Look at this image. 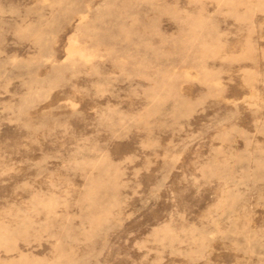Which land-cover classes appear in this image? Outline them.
I'll return each instance as SVG.
<instances>
[{
  "label": "rangeland",
  "instance_id": "1",
  "mask_svg": "<svg viewBox=\"0 0 264 264\" xmlns=\"http://www.w3.org/2000/svg\"><path fill=\"white\" fill-rule=\"evenodd\" d=\"M0 264H264V0H0Z\"/></svg>",
  "mask_w": 264,
  "mask_h": 264
}]
</instances>
